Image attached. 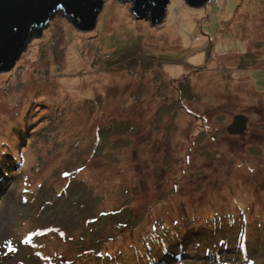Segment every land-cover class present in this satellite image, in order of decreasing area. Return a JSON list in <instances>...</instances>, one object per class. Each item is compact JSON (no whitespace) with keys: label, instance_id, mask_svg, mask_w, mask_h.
Returning <instances> with one entry per match:
<instances>
[{"label":"rangeland","instance_id":"1","mask_svg":"<svg viewBox=\"0 0 264 264\" xmlns=\"http://www.w3.org/2000/svg\"><path fill=\"white\" fill-rule=\"evenodd\" d=\"M169 1L56 14L0 74V264H264V0Z\"/></svg>","mask_w":264,"mask_h":264},{"label":"water","instance_id":"2","mask_svg":"<svg viewBox=\"0 0 264 264\" xmlns=\"http://www.w3.org/2000/svg\"><path fill=\"white\" fill-rule=\"evenodd\" d=\"M105 0H0V74L9 72L27 51L32 31H43L56 14L81 33L94 31ZM207 0H183L189 9H203ZM127 3L130 0H116ZM130 13L135 20L153 26L163 23L169 0H132ZM34 40V37H33ZM247 118L239 115L227 128L230 136H243Z\"/></svg>","mask_w":264,"mask_h":264},{"label":"trees","instance_id":"3","mask_svg":"<svg viewBox=\"0 0 264 264\" xmlns=\"http://www.w3.org/2000/svg\"><path fill=\"white\" fill-rule=\"evenodd\" d=\"M31 35H32V37H34V39H36V38H38V37H41V31H32L31 32ZM17 63V62H16ZM15 63V64H16ZM15 66V65H14ZM14 68V67H13ZM12 68V69H13ZM11 69V70H12ZM15 151H10V155H11V157H13V155H12V153H14ZM15 161V160H14ZM224 219L225 218H220V217H218L217 219H214V222H218V226H221V225H223V223H224ZM246 229V226H245V224L243 223L242 224V227L240 228V230L238 231V233H237V236L238 237H240V236H244L245 237V239L247 238V235H246V232H242L241 231V229ZM153 229H154V227H153ZM165 236H162L161 237V239H160V241H161V244H163L164 245V241H165Z\"/></svg>","mask_w":264,"mask_h":264},{"label":"snow or ice","instance_id":"4","mask_svg":"<svg viewBox=\"0 0 264 264\" xmlns=\"http://www.w3.org/2000/svg\"><path fill=\"white\" fill-rule=\"evenodd\" d=\"M37 234H39V233H37ZM31 239H32V237H31V234L23 241L25 244H28V245H30L31 244ZM6 244L7 245H10L11 244V242L9 241V242H6Z\"/></svg>","mask_w":264,"mask_h":264},{"label":"built area","instance_id":"5","mask_svg":"<svg viewBox=\"0 0 264 264\" xmlns=\"http://www.w3.org/2000/svg\"><path fill=\"white\" fill-rule=\"evenodd\" d=\"M217 1L218 0H207L206 4L211 6L212 4L216 3Z\"/></svg>","mask_w":264,"mask_h":264},{"label":"bare ground","instance_id":"6","mask_svg":"<svg viewBox=\"0 0 264 264\" xmlns=\"http://www.w3.org/2000/svg\"><path fill=\"white\" fill-rule=\"evenodd\" d=\"M31 40H33V37L32 38H30Z\"/></svg>","mask_w":264,"mask_h":264},{"label":"clouds","instance_id":"7","mask_svg":"<svg viewBox=\"0 0 264 264\" xmlns=\"http://www.w3.org/2000/svg\"><path fill=\"white\" fill-rule=\"evenodd\" d=\"M207 2V1H206Z\"/></svg>","mask_w":264,"mask_h":264}]
</instances>
